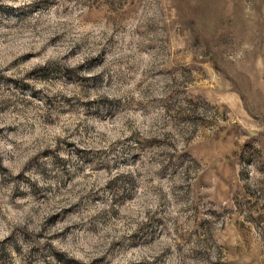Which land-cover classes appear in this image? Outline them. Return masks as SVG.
<instances>
[{"label": "rangeland", "instance_id": "1", "mask_svg": "<svg viewBox=\"0 0 264 264\" xmlns=\"http://www.w3.org/2000/svg\"><path fill=\"white\" fill-rule=\"evenodd\" d=\"M0 264H264V0H0Z\"/></svg>", "mask_w": 264, "mask_h": 264}]
</instances>
